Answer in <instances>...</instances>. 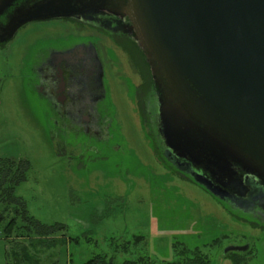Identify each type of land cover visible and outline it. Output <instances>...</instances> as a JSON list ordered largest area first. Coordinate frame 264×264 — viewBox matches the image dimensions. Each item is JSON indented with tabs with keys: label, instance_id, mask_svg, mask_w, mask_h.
I'll return each instance as SVG.
<instances>
[{
	"label": "rangeland",
	"instance_id": "374dc122",
	"mask_svg": "<svg viewBox=\"0 0 264 264\" xmlns=\"http://www.w3.org/2000/svg\"><path fill=\"white\" fill-rule=\"evenodd\" d=\"M72 36L63 21L29 22L11 41L10 52L0 51V158L29 161L27 180L15 195L39 221L65 225L45 240L14 233L5 237L12 216L0 203V264H7L23 244L37 260L32 264H82L96 254L112 253L116 261L143 255L161 264L178 259L173 243L199 248L210 264H232L224 250L248 245L245 264H264V222L245 205L221 200L194 179L161 165L132 108L122 106L119 112L128 142L116 141L119 149L98 146V153L82 150L81 158L68 163L67 150L49 130L45 106L26 88L18 63L26 47ZM139 235L143 239L134 244ZM125 241H132L129 250L119 252Z\"/></svg>",
	"mask_w": 264,
	"mask_h": 264
},
{
	"label": "water",
	"instance_id": "95a60500",
	"mask_svg": "<svg viewBox=\"0 0 264 264\" xmlns=\"http://www.w3.org/2000/svg\"><path fill=\"white\" fill-rule=\"evenodd\" d=\"M15 2L0 0V16ZM89 7L132 21L164 143L210 177L193 179L221 200L242 172L264 184V0H26L0 24V41L28 22Z\"/></svg>",
	"mask_w": 264,
	"mask_h": 264
},
{
	"label": "flooded vegetation",
	"instance_id": "af4514ba",
	"mask_svg": "<svg viewBox=\"0 0 264 264\" xmlns=\"http://www.w3.org/2000/svg\"><path fill=\"white\" fill-rule=\"evenodd\" d=\"M25 1L17 0L0 16V24ZM52 19L67 23L73 36L36 49L26 47L18 67L28 91L45 106L49 130L67 150L68 163L81 158L82 150L119 149L116 141H129L119 118L124 106L136 113L161 165L173 167L191 182L196 173L210 178L165 145L151 67L129 17L89 7L71 17ZM13 38L0 41L1 52H10ZM228 191V202L245 205L264 222V184L255 175L242 172L241 185Z\"/></svg>",
	"mask_w": 264,
	"mask_h": 264
},
{
	"label": "trees",
	"instance_id": "16d2710c",
	"mask_svg": "<svg viewBox=\"0 0 264 264\" xmlns=\"http://www.w3.org/2000/svg\"><path fill=\"white\" fill-rule=\"evenodd\" d=\"M30 164L26 159H10L0 158V203L5 205L6 212L12 217L7 222L5 230V237L11 236L14 233L15 237H28L29 239L45 240L50 235L55 234L65 228L61 223L46 224L34 216L29 214L24 199L15 195L16 187L27 180V173ZM2 216L0 215V219ZM21 224L18 225V220ZM35 235L34 237L32 235ZM51 241L55 238L50 237ZM79 237H69V241H77ZM141 235L134 236L133 243L136 244L141 241ZM32 241V240H30ZM132 241H125L119 248V252H127L129 244ZM39 243V242H38ZM174 254L178 255V259L171 261H162L161 264H210L208 256L203 253L199 248L189 249L181 243H173L171 245ZM115 252V250H113ZM249 248L245 251H228L224 256L230 257L232 264H245L246 254ZM27 251L26 244H23L20 250L13 251L11 259H8L7 264H32L30 261L36 259ZM58 264V263H53ZM82 264H154L149 257L140 255L133 259H124L116 261L114 254H96Z\"/></svg>",
	"mask_w": 264,
	"mask_h": 264
}]
</instances>
